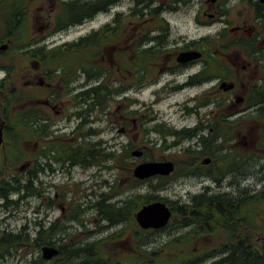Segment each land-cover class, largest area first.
I'll use <instances>...</instances> for the list:
<instances>
[{
    "label": "flooded vegetation",
    "instance_id": "flooded-vegetation-1",
    "mask_svg": "<svg viewBox=\"0 0 264 264\" xmlns=\"http://www.w3.org/2000/svg\"><path fill=\"white\" fill-rule=\"evenodd\" d=\"M94 1L0 0V163L6 146L3 118L17 114V98L28 147L20 169L28 187L39 189L26 200L42 196L43 180L55 176L57 166L71 172L77 165L87 171L96 164L91 138L101 131L93 116L98 89L108 103L120 100L126 108L133 87L154 86L155 101L186 96L195 105H178L182 116L200 117L204 111L207 120L200 117L194 127L181 129L171 145L186 142L221 152L216 163L201 164L204 180L214 184L185 202L168 203L173 216L182 218L198 198L204 221L176 222L177 235L169 241L204 243L202 252L186 248L173 255L178 260L224 264L233 258L227 246L253 241L251 214L264 212V0H107L103 21L97 13L75 10L79 2L93 8ZM181 14L190 16L201 33H177ZM87 19L92 20L84 23ZM214 24H220L218 31L204 35V28ZM76 31L80 35L72 36ZM190 51L199 54L183 60L181 54ZM241 150L261 152L258 169ZM32 232L28 224L20 229L21 249L30 250L37 233L32 237ZM256 241L264 245V234Z\"/></svg>",
    "mask_w": 264,
    "mask_h": 264
},
{
    "label": "rangeland",
    "instance_id": "rangeland-1",
    "mask_svg": "<svg viewBox=\"0 0 264 264\" xmlns=\"http://www.w3.org/2000/svg\"><path fill=\"white\" fill-rule=\"evenodd\" d=\"M131 4L130 2L129 5ZM191 9H189L190 13H192ZM35 12L36 6H33L32 13L35 14ZM103 12L104 13L99 14L98 17L102 19V21L106 18V13L105 11ZM91 20L92 19H88L84 23H89ZM176 24V28L178 29L177 33L181 32L189 35L201 33V30H196L193 21L188 15L181 14L176 20ZM219 27L220 24H214L213 26L204 28V35L215 34ZM89 28L90 26H86L85 29ZM78 35H80L79 31L72 33L74 37ZM135 88L137 87L131 88L128 92V108H126L127 103H120V100H112L111 103L107 102L103 106L97 107L93 113V116L95 118L97 117L95 127L97 130L101 131H97L98 134L91 138L92 143L96 142V150H101L102 156L114 151L119 154V157H121L122 154L121 166L120 163L117 164V166L114 164V167L110 169L108 166H111L112 163L109 160H102L100 167L95 164L87 171L81 170L82 167L78 165L74 166L71 172L63 170L62 165L57 166L58 171L56 175L43 180L45 189L42 196H31L26 198V200L23 199L18 203V206L11 209L0 207V233L7 231L13 234H19L23 225L28 224L31 230H33L31 236L34 237V232L38 229V224H35V221L42 222L45 226H49L50 223L59 219V229L63 227L62 225L66 226V228L57 232L58 234L54 235V238L63 236V241L76 243V245L104 240V242H102V254L105 253L107 255L105 257L108 260L118 258L122 261V264H132L139 258V254H142L140 241L147 242L146 250L148 251L160 253L164 250L165 246H163V244L169 243V240L177 235L176 232L178 231L175 230V226L177 225L175 224L182 220L180 216H173L172 223L165 229L155 233H149L143 232L136 223L135 213L137 211L133 214V221L126 220L112 226L98 214L94 204L101 198V194H115L116 196L112 198L111 201L120 203L131 194H153L164 198L167 203L181 200L185 202L189 200V196L200 193L205 185H208L210 182L214 184L212 181L204 180L202 174L197 175L188 172V168L184 165V163L190 160L187 151H189V149L190 151H205L207 149L215 151L214 149L216 148L208 147L203 149L201 146L198 147L196 145L190 147L186 142L181 145L173 146L171 145L172 142H174L173 136H168L166 143L162 145L163 143L161 140L164 138L163 133H166V131L162 129V131L156 132L154 126L157 123H164L165 126L175 131H181L183 128L194 127L199 122L198 120L200 117L205 123L207 117L204 111H201L200 117L198 115H190L184 118L182 116L183 114L179 111L178 105H195V102H188L186 96L176 95L155 101L156 98H154L152 94V90L155 89L154 86H147L143 91H139ZM130 101L132 102L130 103ZM119 107L123 109L122 113ZM135 111H137V113H133ZM151 118L152 120L150 121ZM141 124H143L142 127H144V129L148 128L147 135L145 130L141 128ZM98 127H100V129H98ZM180 135L182 136V133ZM149 140H154L157 144H149ZM5 144L6 146L4 148L7 152L6 154L3 153L2 160L4 166L2 175H0V180L10 175H17L19 177L25 176L24 170L20 169L25 161L26 152L28 151L25 139L24 141L18 142L15 147H13L12 151V145H9L7 140ZM73 144L77 145V142L74 141ZM123 146H125L127 151L124 150V152H122ZM137 149H144L142 157L135 158L131 155L132 151ZM218 150L220 154L221 151L220 149ZM14 151H20L17 153L21 154V157L13 159L15 157L13 155ZM241 151H245V156H248V158L252 160L254 164L252 169H258L263 159L258 158L256 154L259 155L261 152L258 150ZM214 154H216V152ZM208 157V155H203L202 158L198 160V164L203 168L201 169L203 172L204 167H202L201 164L203 160ZM213 158V156H210V159L213 160ZM18 159H20V161H18ZM163 159L172 160L176 163V171L171 180L167 183H161V179L155 177L131 192V185L127 180H124L127 177V169L130 167L133 170L135 164L143 160ZM254 173L256 172L254 171ZM252 179L255 178L251 176L249 180ZM36 185L40 187L41 183H36ZM257 186L259 189L263 188L259 183ZM37 189L38 188H36V190ZM20 195L21 193L13 194L12 198L18 199ZM51 199L55 202L52 207H49L48 203L51 202ZM0 203H2V200H0ZM73 211H78L81 221L72 220V218L69 217L71 213L73 214ZM251 218V223L256 226V234L253 237V242L259 243L256 239L258 235L264 234V212L252 213ZM112 235L116 236L113 237ZM109 236H111V239ZM21 246L20 244V255H10L0 260V264L60 263L57 259L51 261L43 260L41 257V248L34 247L33 242L28 248L30 250L21 249ZM170 246L169 255H171V258L161 259L170 260L169 263L171 264H182L183 261L174 258L173 255L183 253L186 248L187 252H193L194 248L200 252L204 251V243L200 242L196 245H192L191 243L179 244L178 242L172 241V245ZM138 251L140 253H137ZM160 257L167 256L162 255Z\"/></svg>",
    "mask_w": 264,
    "mask_h": 264
},
{
    "label": "trees",
    "instance_id": "trees-1",
    "mask_svg": "<svg viewBox=\"0 0 264 264\" xmlns=\"http://www.w3.org/2000/svg\"><path fill=\"white\" fill-rule=\"evenodd\" d=\"M107 0H95L94 1V7L90 4L84 5V3L79 2L77 6L75 7V10L78 12L79 15H83L84 13H87L91 15L92 13H97L99 11L105 10L107 7ZM85 41H88V39H84L83 43ZM98 89V88H97ZM99 89L96 93V98L94 100V103L97 107L102 106L106 104L108 101L105 98V94H100ZM19 98H17V105L18 110L17 114L10 117L3 118L5 120V139L9 142V145H12L11 151L13 147L18 142L24 141L25 139V123H26V117L23 112H20L21 108L19 107ZM132 101H130L131 103ZM130 105V104H129ZM137 113V111L133 112ZM132 114V112H131ZM152 118L150 119V121ZM144 124V123H143ZM143 124H141V128L144 129ZM165 130L166 133H163V137L166 138L168 136H173V138L176 136V134L179 133V131H175L174 129L167 127L164 125V123H157L154 126V130L157 132L160 130ZM147 135L148 128L144 129ZM131 145V144H130ZM123 151H127L125 146H123ZM4 150V154H6L7 150ZM215 151H211L210 149L207 150H201V151H187L188 155L190 156V160L188 162L184 163L186 168H188V172L191 174H197L201 175L200 172L201 166L198 164V160L202 158L203 155L213 156V161L216 162L220 158V154L218 153L219 150L216 148ZM221 151V150H220ZM20 151H14L13 155L15 158H20L21 154L17 153ZM186 152V151H185ZM184 152V153H185ZM216 152V154H214ZM242 152V157L246 155L245 151ZM245 153V154H243ZM12 154V153H11ZM115 151L111 152L109 154L101 155V150H96V164L98 167H100L102 160H109L111 161L112 165L108 166V168L112 169L114 167V164L117 166V164L120 163V166L122 164V154L121 157L118 156ZM107 156V157H106ZM228 154H225L224 157H227ZM248 158V156L246 157ZM17 160V159H16ZM20 161V159H18ZM4 163L3 160L0 164V175H2V169H3ZM176 169V168H175ZM176 171V170H175ZM174 174V173H173ZM173 174L168 177H158L161 179V183L169 182L171 178L173 177ZM204 174V173H203ZM204 177V175H203ZM155 178V177H153ZM146 179V180H138L133 176L132 168L127 169V177L124 180H127L128 183L131 185V192H133L134 189L138 188L143 183L153 179ZM123 180V181H124ZM122 181V182H123ZM160 183V185H161ZM37 190L35 188L30 189L28 187V181L26 176L19 177L17 175H10L5 178H2L0 180V200H2V207L5 209H11L13 207L18 206V203L20 200H23L25 196L29 195V192L32 194H35ZM20 197L18 199H13V194H20ZM40 196V195H37ZM115 194L105 195L101 194V198L98 199V201L94 204L96 207V210L98 214L103 218V220L108 221L112 226L119 224L123 221H133V214L135 211H137L144 203L155 201V200H163L166 201L164 198H161L159 196L153 195V194H131L126 197L125 200L120 202L111 201L112 198H114ZM200 198V197H199ZM192 205H188L187 210L179 209V211L175 210V214H179L182 212V221L183 222H202L204 221V204L201 205L200 202ZM51 202L48 203L49 207H52L54 204V200L51 199ZM186 215H189L188 217H185ZM65 217V215H64ZM70 218L75 219L77 221H81V218L77 212L73 211V214L71 213L69 215ZM173 219L171 220L172 223ZM59 219L53 223H50L49 226H45L44 223L39 222L38 223V229L36 233V238L32 240L34 247L36 248H42L45 245L48 246H56L59 249V254L54 258L60 261L59 264H122L121 260L118 258H113L111 260H108L105 256H107L105 253L102 254V242L104 240L96 241V242H88L85 244H79L76 245V243L72 242H66L63 241L62 237H55L54 235L58 234L57 232L62 231L66 226L62 225L63 227L59 229ZM115 237L116 235H112ZM111 239V236H109ZM24 241V238L20 234H13L11 232L4 231L0 234V260H3L4 258L8 256H16L19 254V246L20 243ZM140 249L142 254H139V258L135 260L132 264H171L169 263L170 260L161 259V258H169V248L171 247L172 243L169 241V243L163 244L164 250L160 253L154 252V251H148L147 249V242L140 241ZM143 243V244H142ZM139 246V245H138ZM230 249L231 254L233 255L232 259H227L224 261V264H264V245H261L257 242H250V243H244L243 241H240L239 244L236 245H230L227 246L226 249ZM137 253H140L139 251ZM159 254V255H158ZM167 256V257H160V256ZM182 264H194V261H183ZM216 264V263H215Z\"/></svg>",
    "mask_w": 264,
    "mask_h": 264
},
{
    "label": "water",
    "instance_id": "water-1",
    "mask_svg": "<svg viewBox=\"0 0 264 264\" xmlns=\"http://www.w3.org/2000/svg\"><path fill=\"white\" fill-rule=\"evenodd\" d=\"M199 53L190 51L181 54L183 60L187 61ZM35 63V62H34ZM35 66V65H34ZM3 143V127H0V146ZM132 156L139 158L143 155V150L132 151ZM210 162V158H205L203 163ZM175 171V163L172 160H143L135 164L132 172L138 180H146L157 176H170ZM172 218L170 206L162 200H155L145 203L135 213V220L141 229H162L166 227ZM59 254L56 246L45 245L41 248V257L44 260H52Z\"/></svg>",
    "mask_w": 264,
    "mask_h": 264
}]
</instances>
